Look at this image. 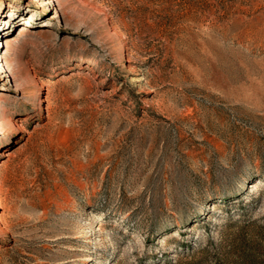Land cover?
<instances>
[{
    "label": "rangeland",
    "instance_id": "1",
    "mask_svg": "<svg viewBox=\"0 0 264 264\" xmlns=\"http://www.w3.org/2000/svg\"><path fill=\"white\" fill-rule=\"evenodd\" d=\"M0 264H264V0H0Z\"/></svg>",
    "mask_w": 264,
    "mask_h": 264
}]
</instances>
